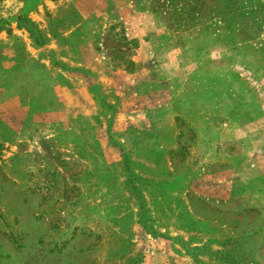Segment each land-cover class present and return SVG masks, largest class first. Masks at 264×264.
I'll list each match as a JSON object with an SVG mask.
<instances>
[{
	"label": "rangeland",
	"instance_id": "374dc122",
	"mask_svg": "<svg viewBox=\"0 0 264 264\" xmlns=\"http://www.w3.org/2000/svg\"><path fill=\"white\" fill-rule=\"evenodd\" d=\"M219 1L201 34L149 0L11 6L0 264H264V0Z\"/></svg>",
	"mask_w": 264,
	"mask_h": 264
},
{
	"label": "trees",
	"instance_id": "16d2710c",
	"mask_svg": "<svg viewBox=\"0 0 264 264\" xmlns=\"http://www.w3.org/2000/svg\"><path fill=\"white\" fill-rule=\"evenodd\" d=\"M8 1L0 0V32L9 31L11 6L19 2V0H11L12 2L8 4ZM149 8L160 17L167 30L177 32L198 30V34H201L204 28H210L211 24L215 25L217 20L228 27L235 14L232 2L219 0H149ZM15 21L17 28L25 29L37 45L40 46L43 43L42 32L33 20L24 13L17 12ZM111 28L113 29L114 26ZM121 32L126 44L136 43L135 40H128L124 32ZM126 62L128 63L126 69H135L132 60H126ZM137 189L138 187H135L134 191ZM138 199H142L140 192Z\"/></svg>",
	"mask_w": 264,
	"mask_h": 264
}]
</instances>
